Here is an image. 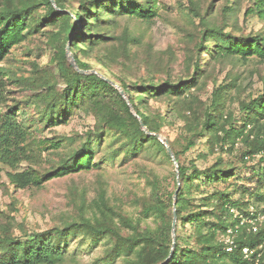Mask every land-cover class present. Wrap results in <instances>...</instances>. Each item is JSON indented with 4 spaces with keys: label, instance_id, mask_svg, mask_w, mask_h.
I'll return each mask as SVG.
<instances>
[{
    "label": "rangeland",
    "instance_id": "1",
    "mask_svg": "<svg viewBox=\"0 0 264 264\" xmlns=\"http://www.w3.org/2000/svg\"><path fill=\"white\" fill-rule=\"evenodd\" d=\"M136 1L152 5L154 15L149 20L122 11L114 17L105 15L108 21H101L100 28L94 31L105 38L93 43L97 45H83L86 50L82 52L71 49L70 45L80 25L72 8L78 6L80 0H62L63 9L57 7L53 0L52 4L58 10L68 12L76 25L66 43V50L74 60L76 56L86 62L89 70L96 71L119 87L118 80H123L130 90L133 85L139 86L142 83L159 85L165 80H185L195 72L196 84L188 93L181 96L144 95L143 102L138 105L144 114L160 123L159 133L169 145L171 143L181 148L186 143L191 134L190 127L201 118L202 109L207 107L212 92L219 86L225 90L223 120L239 128L246 116L241 110V103L249 102L264 92V60L253 54L245 58L237 54L217 56L213 54L217 39L208 35L205 44L202 34L204 29L213 28L236 37L256 34L264 36V17L248 11L255 6V1ZM43 13L41 7L35 17ZM50 31L52 27L42 23L26 39L12 44L0 60V76L4 80L0 115L14 109L16 119L26 127L28 133L23 142L28 158L16 170H33L43 174L57 166L60 160L88 139L93 154L89 167L23 189L10 183L6 172L11 169L0 163V235L9 234L24 239L32 232L60 225L64 221L91 216L95 211L93 201L98 199L100 191L104 192L107 203L117 213L130 219L138 231L154 227L155 221L151 216L146 217L142 208L149 201L150 180L157 177L171 189V173L175 171L172 161L165 160L162 153L151 146L138 153L128 152L126 139L115 131L104 129L96 135L101 123L85 106L73 108L64 123L49 125L41 120L44 103L38 96L43 90L39 87L45 79L56 90L65 87L53 62V51L48 40ZM200 42L204 44L203 49L198 48ZM122 46L124 55L121 52ZM66 59L69 62L67 56ZM131 92L133 96L138 94L137 91ZM134 100L136 103V98ZM130 105V111L140 120ZM260 121L264 122V118ZM249 128L248 125L246 130ZM205 134L180 155L184 164L193 161L200 169H204L218 156L217 152L207 154L209 139ZM245 135L246 131L236 137L233 151L222 155L226 162L236 167V178H239L238 192L233 196L250 203L254 202L253 197L247 193L240 195V189H257L258 194H264V186L259 189L256 183V173H260L261 166L264 169V155H244L250 150L251 144ZM249 137L252 138V133ZM234 179L230 181L229 188ZM258 206L259 209L264 208V203ZM243 208L249 209V205H243ZM96 216L100 217L99 212ZM114 221L123 232L133 233L132 229L121 224L117 216ZM251 225L254 233L264 228V214H257ZM185 229L186 232L190 231L189 226ZM231 237L224 236L223 239L230 242ZM110 244L107 238L91 241L80 234L70 236L64 247L65 258L58 264H126L122 257L112 263L102 259ZM259 248L264 253V240Z\"/></svg>",
    "mask_w": 264,
    "mask_h": 264
},
{
    "label": "trees",
    "instance_id": "2",
    "mask_svg": "<svg viewBox=\"0 0 264 264\" xmlns=\"http://www.w3.org/2000/svg\"><path fill=\"white\" fill-rule=\"evenodd\" d=\"M254 1L255 6L248 11H254L264 17V0ZM55 3L63 9L62 0H55ZM41 7L44 13L35 17ZM57 7L51 0L0 2V60L8 53L12 44L26 39L27 35L36 31L42 23L52 27L49 45L53 51L56 73L61 74L60 79L65 83V87L56 90L46 79L39 87L43 90L38 96L44 103L41 120L49 125L64 123L65 117L73 108L85 106L101 123L96 135L101 134L104 129L115 131L126 139L128 152L138 153L151 146L160 151L165 160L172 161L160 140L142 130L140 120L149 131L155 133L160 132V123L144 114L138 105L143 102L144 95L181 96L188 93L196 84L195 72L185 80H165L159 85H133L131 89L138 93L135 96L123 80H118L120 88L140 117L139 120L130 111L127 101L115 86L98 74L76 71L67 61L66 43L73 34L75 24L68 12H62ZM151 7L152 5L140 4L136 0H80L78 6L72 8L80 25L77 27L78 34L75 33V37L70 40L71 49L85 52L83 45H97L93 43L105 38L94 32L100 28L101 21H108L105 15L114 17L122 11L127 15L149 20L154 15ZM208 35L217 39L213 50V54L217 56L228 57L237 54L245 58L253 54L264 60V36L261 34L236 37L206 28L202 34L205 44ZM199 47L203 49L204 44L200 42ZM121 52L122 55L125 54L123 46ZM75 60L80 69L89 70L86 62L76 56ZM103 65L109 67L107 64ZM3 89L4 80L0 76V99ZM224 98V87L219 86L212 92L207 107L202 109L201 118L190 127L191 134L186 143L181 148H176L170 143L178 162L179 185L175 171L171 173V189L163 185L157 177L150 180L149 201L143 205L142 212L146 217L153 218L154 227L138 231L130 219L117 213L115 208L107 203L104 192L100 191L98 199L93 201L95 211L91 216L64 221L60 225L32 232L24 239L9 234L0 235V264H58L65 258L64 247L68 238L78 234L91 241L107 238L111 244L102 258L106 263H112L122 257L126 264H253L260 253L257 264H264V253L259 248L264 240V228L254 233L251 225L257 214H264V208H258L259 203H264V194H258L257 189L252 191L241 188L240 195L250 194L254 202L246 203L239 197L235 198L233 194L238 192L239 181V178H236V167L226 162L222 155L233 151L236 137L243 135L245 131V138L249 139L251 144L250 150L244 155H264V130H261L264 128V122L260 121L264 118V92L249 102L241 103V110L246 116L239 128H235L228 120H223ZM248 125L250 128L246 130ZM204 132L209 139L207 154L217 152L218 156L204 169H200L191 160L184 164L180 155L192 147ZM251 133L252 138L249 137ZM27 134L26 127L16 119L14 109L6 110L0 115V163L11 169L6 175L16 188L39 186L53 177L89 167L93 154L90 139L43 174L33 170L17 171L18 165L28 158L23 145ZM256 177L257 188L260 189L264 186L262 166ZM232 179L234 183L229 188ZM176 189L178 191L174 203L173 194ZM243 205H249V209L243 208ZM173 206L176 212L175 246L170 254ZM234 209L237 210L236 213L233 212ZM97 212L100 217L96 216ZM115 216L123 226L132 229L133 233L123 232L114 221ZM186 226L190 227L189 232L185 231ZM224 236L233 237L231 251L226 250L229 242L224 241ZM245 247L253 249L250 258L244 256Z\"/></svg>",
    "mask_w": 264,
    "mask_h": 264
},
{
    "label": "water",
    "instance_id": "3",
    "mask_svg": "<svg viewBox=\"0 0 264 264\" xmlns=\"http://www.w3.org/2000/svg\"><path fill=\"white\" fill-rule=\"evenodd\" d=\"M51 2L53 3V0H51ZM66 56H67V58H68L70 64L72 65V67H73L76 71H78V72H80V73H90V72H91V73H95V74H98L99 76H101L104 80L110 82L113 86H115V87L119 90L120 94L122 95L123 98H125V100L127 101L128 105L131 106L130 103H129V101H128V99H127V97L125 96L124 91H123V90H122L117 84H115L114 82H112V81L109 80L108 78H106V77L100 75V74L97 73L96 71L80 69V68L78 67V65L76 64L74 58H73V57L71 56V54L69 53L68 49L66 50ZM140 126H141L142 130H144L147 134H150V135H154V136H156V137L160 140V142L164 145V147H165L167 153L169 154V156H170V158H171V160H172V162H173V164H174L175 171H176V177H177V183H178V185H179V179H178V162H177V159H176V157H175V154H174V152L172 151V149H171V147H170L168 141H167V140H166V139H165L160 133H155V132H151V131H149V130L144 126V124H143L141 121H140ZM176 194H177V190L174 192V195H173V202H174V203L176 202ZM175 227H176V212H175V207L173 206V221H172V229H171V231H172V245H171V251H170V254L172 253V250L174 249V246H175Z\"/></svg>",
    "mask_w": 264,
    "mask_h": 264
},
{
    "label": "built area",
    "instance_id": "4",
    "mask_svg": "<svg viewBox=\"0 0 264 264\" xmlns=\"http://www.w3.org/2000/svg\"><path fill=\"white\" fill-rule=\"evenodd\" d=\"M248 221H250V220L248 219ZM231 249H232V241H230L229 245L226 247L227 251H231ZM252 252H253V249H250L248 247L243 248L244 256L247 257V258L251 257ZM258 257H259V254H257V257H256V259H255L253 264H257L258 263ZM249 264H252V263H249Z\"/></svg>",
    "mask_w": 264,
    "mask_h": 264
}]
</instances>
